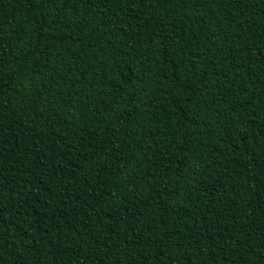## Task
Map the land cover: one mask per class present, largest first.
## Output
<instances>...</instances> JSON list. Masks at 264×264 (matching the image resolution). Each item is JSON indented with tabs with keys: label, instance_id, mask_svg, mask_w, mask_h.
Listing matches in <instances>:
<instances>
[{
	"label": "trees",
	"instance_id": "1",
	"mask_svg": "<svg viewBox=\"0 0 264 264\" xmlns=\"http://www.w3.org/2000/svg\"><path fill=\"white\" fill-rule=\"evenodd\" d=\"M0 264H264V0H0Z\"/></svg>",
	"mask_w": 264,
	"mask_h": 264
}]
</instances>
